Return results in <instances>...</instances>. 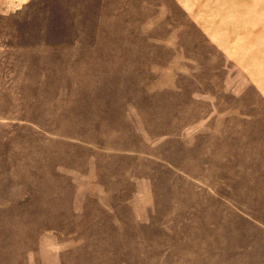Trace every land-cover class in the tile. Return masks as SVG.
<instances>
[{
  "label": "rangeland",
  "instance_id": "rangeland-1",
  "mask_svg": "<svg viewBox=\"0 0 264 264\" xmlns=\"http://www.w3.org/2000/svg\"><path fill=\"white\" fill-rule=\"evenodd\" d=\"M0 264H264V0H0Z\"/></svg>",
  "mask_w": 264,
  "mask_h": 264
}]
</instances>
